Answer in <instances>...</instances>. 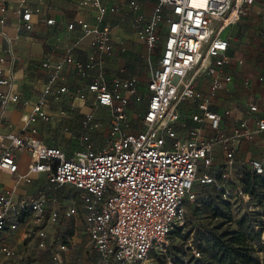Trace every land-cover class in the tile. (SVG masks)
<instances>
[{
    "label": "built area",
    "instance_id": "2783aa9c",
    "mask_svg": "<svg viewBox=\"0 0 264 264\" xmlns=\"http://www.w3.org/2000/svg\"><path fill=\"white\" fill-rule=\"evenodd\" d=\"M91 2L98 8L100 20L107 8L99 0ZM255 0H158L153 12L145 15L138 11L134 0L129 6L135 12L132 25L135 32L144 38L150 50L160 40L161 52L158 68L141 93L133 79H116L108 84L102 73H97L88 85L92 94L91 105L109 108V136L105 149H95L89 142V133L98 128L93 109L85 112L81 119L85 146L68 157L59 147L49 146L39 140L36 129L0 135L7 142L0 144V169L17 171L16 153L26 152L30 156L28 170H34L41 161L51 167L48 183L51 186L71 185L79 192V205L89 243L96 252L97 260L87 264H144L156 248L165 250L171 232L185 218V201H194L195 185L214 187L222 200L246 202L248 197L240 182L229 179L227 168L234 163V152L240 139L252 140L255 133L264 131V118H254L250 126L247 118L241 119L230 132L221 130L222 116L212 109L216 92L225 87L221 78L226 62L228 40L222 31L244 16ZM110 11L115 7H110ZM7 8L0 2V33L5 24ZM19 23L25 31L32 29V10L22 2L15 8ZM54 20L49 18L46 23ZM79 26L91 34L90 46L99 52H110V34L101 28H91L79 19L68 24V29ZM264 48V31L261 32ZM94 56L86 61L65 57L76 71L85 76L92 66ZM262 71L257 76L264 83V53ZM3 61V58H0ZM42 66L48 67L47 61ZM56 70L61 64L55 65ZM207 76L208 89L198 95V80ZM16 79L0 66V112L19 101L13 91ZM248 87L249 78L243 80ZM67 91L66 86H46L42 96L33 104L24 117L25 124L47 121L46 97H57ZM198 95V96H197ZM85 102L87 94L80 92ZM197 110L190 114V121L198 124L188 128L180 123V106L196 102ZM144 104L141 128L125 131L122 123L128 114L130 102ZM256 104L248 105V115L257 112ZM205 124L213 135H205ZM220 146L222 163L214 164V144ZM247 166L256 176L264 175V163L252 158ZM29 181V178L26 179ZM44 197L23 198L18 204L19 212L30 207L34 211L36 224L45 218ZM14 200L11 190L0 192V235L17 227L13 220ZM251 209V206H247ZM77 211L72 206L63 212L53 211L48 216L50 225L59 224L62 217H71ZM38 247L47 248L45 230L36 232ZM194 258L200 251L190 245ZM67 248L65 242L51 249L52 258L59 259ZM13 254V249L0 240V264Z\"/></svg>",
    "mask_w": 264,
    "mask_h": 264
},
{
    "label": "crops",
    "instance_id": "0c3cea01",
    "mask_svg": "<svg viewBox=\"0 0 264 264\" xmlns=\"http://www.w3.org/2000/svg\"><path fill=\"white\" fill-rule=\"evenodd\" d=\"M2 1L7 11L5 24L0 33V58H3L0 66L16 79L13 91L18 95L19 101L0 112L1 136L9 132L19 133L22 130L35 128V136L39 140L49 146L61 148L66 156L70 157L66 151L69 140L78 149L85 146V142L81 139L84 131L80 123L85 112L93 109L97 120L102 117L109 119V108H92V94L87 90L97 73H102L108 84L116 79H133L138 90L141 93L146 92V84L158 68L162 41L160 40L149 50L144 38L135 32L132 25L135 12L129 6L131 0H99V3L107 8L100 20L97 19V6L91 2L84 3L83 0H0ZM134 1L138 5V11L145 15H150L158 2V0ZM20 2L33 12L30 31H25L19 23V14L16 13L15 8ZM110 7H115V10L110 11ZM49 18L54 22L46 23ZM79 19L87 22L91 28L106 30L111 36L112 50L95 51L90 46V33H83L77 25L73 29H68V24L76 23ZM263 31L264 0H255L239 21L222 31V37L228 40L226 62L221 73L225 87L216 92L212 102V109L222 116V131L230 132L243 118H247L250 126H254V118H264V83L257 80L263 66L261 60L264 53L261 38ZM91 55L94 59L85 76H81L72 64L64 60L66 56H70L73 59L86 61ZM44 61L48 62V67L42 66ZM56 64H61L60 70L55 69ZM146 65L149 66V71ZM245 78L251 80L248 87L243 84ZM208 83L207 76L200 78L196 93L198 95L204 93L208 89ZM46 86H66L79 93L84 92L87 94V100L83 102L77 98L78 101L71 103L66 98L63 102H58L55 100H60L64 93L57 97L47 96L46 110L49 119L26 125L24 117L29 114L36 100L42 96ZM0 89L8 90L7 87ZM197 101L198 98L196 102L190 101L180 106L179 122L186 124L188 128L198 126L189 119L190 114L197 110ZM249 104H256L257 112L248 115ZM129 108L136 110L142 117L144 104L131 101ZM62 123H66L70 130L67 132L60 130L59 125ZM206 125L205 135H213L214 132ZM137 128H141V120L137 121ZM72 129L76 133H72ZM124 130L128 131L126 127ZM75 139L77 141H74ZM6 142L3 139L0 144ZM258 149L264 154V131L255 133L252 140L240 139L235 147L234 160L236 158L246 165L252 158L263 161L259 158L261 155ZM15 160L16 172L0 169V192L7 189L12 191L14 200L12 213L15 215L12 219L17 220L15 229L6 230L0 235V240L13 249L12 256L5 260V264H19L16 260L17 251L11 245L13 243H21L22 239L32 238L39 248V237L36 234L38 230H45L47 248L54 242L57 245L63 242L62 235L57 233V229L67 217H62L57 225H50L47 218L51 212H63L76 206L77 211L71 217L78 216L83 222L79 205L80 192L68 184L51 186L48 183V175L51 172L48 162L41 161L36 169L28 170L31 161L28 153H16ZM27 178L29 181L26 180ZM65 186L68 187L67 192H62ZM70 191L74 195L70 196ZM39 195L44 197L45 218L42 223L36 224L33 221V209L29 207L27 211L19 212L18 204L23 198ZM65 201L68 202L67 205L62 204ZM22 225L24 230L20 227ZM262 241L264 242V239ZM24 251L29 249L24 246L21 252Z\"/></svg>",
    "mask_w": 264,
    "mask_h": 264
},
{
    "label": "rangeland",
    "instance_id": "374dc122",
    "mask_svg": "<svg viewBox=\"0 0 264 264\" xmlns=\"http://www.w3.org/2000/svg\"><path fill=\"white\" fill-rule=\"evenodd\" d=\"M147 71H149V66L146 65ZM79 92L72 90L67 87V91L64 93V96L60 100H55L58 102H63L66 98L69 99V102L78 101ZM80 99V98H79ZM82 102V101H81ZM128 109V114L125 121L122 123L123 128L126 127L128 131H136L137 121L141 120L140 114L136 110ZM181 108H179L180 110ZM184 110V108H183ZM138 115V117H137ZM98 128L92 130L89 133V142L93 145L95 149H105L106 140L109 136L110 130L108 129V117H102L98 120ZM60 130L69 131L70 128L66 123L59 125ZM72 133L74 130H71ZM78 132V131H77ZM108 132V134H107ZM80 135V134H78ZM74 141H77L76 139ZM84 142V141H83ZM214 163L215 166H219L221 161L220 155V146L218 143L214 144ZM77 150V146L71 143V140L68 141L66 146L67 155L72 156ZM260 157L264 161L263 151H260ZM235 158L232 166L227 168L229 173V179H232L235 182H241L245 175L250 172V168L243 164L241 161H236ZM264 163V162H263ZM264 178V175L263 177ZM67 186H65L62 192H67ZM195 193H197V198L195 201H185V218L183 223L175 228V230L170 234L168 238V245L165 250H160L159 248L154 249L148 256L144 264H189V259L191 258V252L189 251V245L191 243L190 238L196 237V235H207V230L211 228L218 227L217 230H222L227 227H233V223L226 222L225 219L220 217H215L211 212L209 202L212 204V200L217 202V196L212 191L210 187H195ZM259 197H262L261 200L248 196L246 202L237 201L232 199L228 204L229 215L232 219L238 218L245 213H255V216L258 220H261L264 224V188L259 190ZM70 196L74 195L72 191L69 193ZM67 205L68 202L65 201L62 203ZM60 205V206H63ZM224 207L225 205H221ZM247 206H251V209H248ZM223 209V208H222ZM224 210V209H223ZM61 227L57 229V233L62 235L63 242H65L67 248L65 251L60 253L59 259H53L51 253V247L57 244L52 243L51 247H48L45 250L39 249L36 246L35 240L32 238L22 239L21 243H13L12 246L15 247L18 255L16 257L19 264H87L90 261H96L97 255L89 243L88 235L85 230V226L78 216L69 217L63 220ZM264 226V225H263ZM24 230V226H20ZM264 229L260 235V239L255 240L253 244L255 245L257 252L255 255L259 259L260 264H264ZM69 240V241H68ZM57 243V242H56ZM29 249V251L21 252L23 247ZM19 256L21 258H19Z\"/></svg>",
    "mask_w": 264,
    "mask_h": 264
},
{
    "label": "trees",
    "instance_id": "16d2710c",
    "mask_svg": "<svg viewBox=\"0 0 264 264\" xmlns=\"http://www.w3.org/2000/svg\"><path fill=\"white\" fill-rule=\"evenodd\" d=\"M262 177L256 176L252 172L245 175L240 183L243 185L247 197L252 196L262 201V197H259V190L264 188V178ZM201 187H210L217 196V202H214V200H212V204L209 202L214 216L225 219L226 222L233 223L234 226L222 230H217L218 227H214L207 230L206 236L196 235L195 238L191 237L190 245L197 248L201 256L194 258L191 253L189 264H260L255 255L257 249L253 242L260 239L264 229L263 222L258 220L253 212L232 219L231 216H228V204L226 203H229V201L222 200L214 187L210 185H202ZM220 204L225 206L221 207ZM262 205L264 206V203ZM190 245L189 251L191 252Z\"/></svg>",
    "mask_w": 264,
    "mask_h": 264
}]
</instances>
